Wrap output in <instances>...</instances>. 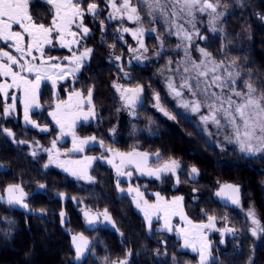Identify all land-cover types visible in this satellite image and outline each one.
Here are the masks:
<instances>
[{"label": "trees", "instance_id": "obj_1", "mask_svg": "<svg viewBox=\"0 0 264 264\" xmlns=\"http://www.w3.org/2000/svg\"><path fill=\"white\" fill-rule=\"evenodd\" d=\"M221 3L232 10L223 21L222 33L214 35L204 27L201 36L205 40L197 38L194 43L202 45L218 62L224 57L234 61L245 82L259 88L264 85V0ZM110 29L104 41L98 34L90 38L89 59L74 80L61 86V99L65 90L82 92L85 97L92 91L97 119L79 126L76 135L95 136V142L103 141L111 149L128 152L138 147L159 152L162 163L169 159L178 161L179 183L172 176L151 180L146 198L155 201L151 191L167 200L183 197V212L194 224H207L209 215L216 217L215 228L205 229L212 251L210 264H264V232L259 238L253 236L247 215L250 209L254 210L264 227V157H247L232 146L214 147L189 117L168 106L166 78L158 71L166 59L181 57L172 50L178 45L177 39L156 30L159 38L149 36V48H155L149 54L159 50V57L156 55L148 66H133L129 62L130 37L124 44ZM119 82L143 89L138 124H133L123 111L114 87ZM156 96L174 118H163L156 112ZM33 116L48 132L40 136L22 122L0 120V193L7 185L17 184L29 195L28 210L0 204V264H111L123 259L128 264L198 263L199 256L183 248L177 235L183 222L176 219L169 232L160 219L152 222L149 230L145 216L137 211L131 197L120 193L112 166L96 162L91 172L94 180L87 182L72 178L63 167L49 163L55 159L46 151L52 141L56 140L58 148L65 151H69L71 141L60 142V131L46 110ZM149 122L154 123L153 133L139 132ZM4 129L14 135L8 136ZM39 140L43 142L40 156L35 151ZM89 152L101 153V148L93 147ZM192 167L199 170L195 179L190 172ZM225 184L239 187L241 207H229L216 195ZM40 187L42 190H38ZM105 210L114 228L88 229L83 212L100 214ZM226 228L236 231L224 232ZM78 234L91 244L90 252L79 260L72 241ZM128 252L132 253L130 257L126 256Z\"/></svg>", "mask_w": 264, "mask_h": 264}, {"label": "snow or ice", "instance_id": "obj_2", "mask_svg": "<svg viewBox=\"0 0 264 264\" xmlns=\"http://www.w3.org/2000/svg\"><path fill=\"white\" fill-rule=\"evenodd\" d=\"M106 5L111 8L108 19L125 18L132 23L138 24L139 27L130 29L123 27L121 30L125 33H131L139 44L140 49L145 52L147 48L142 37L146 29L143 27L144 17L141 16L138 5H143L147 10L149 22H155V14L158 12L163 22L169 25L167 31L169 35H176L187 42L185 46V54L187 56V48L191 46L194 37L205 39L196 29L197 13L207 14L209 24L215 31V23L224 13L218 11L221 7L220 0H105ZM41 3L51 6V19L49 24L37 22L30 11V0H0V42H3L9 49H13L18 55H14L12 51L0 48V97H2L3 108L2 115L7 117L16 111L17 95L15 92H21L23 98V118L33 127L40 128V125L31 119V110L33 108H41L40 104V86L41 81H51L53 87L56 85L57 79L64 80L70 75H74L83 66V62L90 57L92 49L84 48L83 52L77 54L73 51V46H80V36H86L90 29L84 25L85 15H90L94 19H98L100 15V5L96 0L82 4V0H41ZM175 17L176 19H170ZM184 20L185 23L191 25V30L185 28L183 23L178 21ZM101 26L103 21L101 20ZM73 26L79 31H73ZM172 26L175 27V33L172 32ZM156 32V29H151ZM159 38V37H158ZM54 41H58L60 47L67 48L71 52V56H65L64 61H60L58 57L45 56V48L54 45ZM161 43L163 41L161 40ZM130 51H137L129 49ZM197 51L204 58L197 63L189 58V66L184 67V72L189 73L195 70L194 75L182 77L180 87L186 89L191 96L198 97L195 100H182V106L190 109L192 112L198 113L202 107L206 108L208 115H202L201 120L207 124L211 121L218 128L225 125L221 124V120L230 125L235 136V142L239 145L242 153L255 155L264 153V85L259 88L250 83L245 82L246 91H237L231 87L229 82L235 83L233 73L227 72V78L217 74L218 69L224 66V62H217L212 53L204 48H197ZM120 59V57H117ZM139 59V56L137 57ZM55 61V62H53ZM211 74V75H210ZM239 76V73H236ZM169 88L174 92L175 96L182 97L183 92L177 90L173 84L169 83ZM120 91L122 98L129 107L135 106L139 93L142 92L141 87L134 89H122L119 85H114ZM220 91L216 92L213 89ZM10 92L13 94L10 95ZM237 97L238 100H234ZM159 101V97H156ZM11 101V103H9ZM88 105L92 104V91L87 92ZM85 98L82 92H73L69 95L67 102L57 103L55 110L49 115L56 125L60 128L61 136H72V148L70 152H82L84 146L90 142L96 141L95 136L81 138L76 135V121L83 117L85 120L89 116H94V108L84 111ZM166 115L168 113H165ZM170 118H174L171 117ZM41 131H48L47 127L40 128ZM8 136L14 134L4 129ZM231 140V137H226ZM19 143H24L20 141ZM103 146V141H100ZM112 152V159L108 160L116 169L118 176L127 175L131 177L132 172H125L127 165H133L142 175L155 176L160 179L161 173H176L180 164L175 159H169L156 168L148 166L149 153L133 150L128 153L113 152L112 149H105ZM50 156L54 154L55 159H50L49 163H56L58 167H63L65 171L70 172L77 178L92 181L93 178L88 175L87 168L96 157H85L83 160H64L60 161L61 153L56 148V140L52 141V148L46 149ZM36 153L33 152V155ZM157 163H159L160 153L156 154ZM119 163H115L116 160ZM47 167V165H45ZM192 179L199 175L196 167L190 169ZM176 182L179 183L177 176ZM43 187V185H41ZM6 203L9 205H20L27 208L24 203L25 193L17 184L7 185L5 188ZM123 191V189H121ZM239 187L225 184L220 191L216 193L218 197L226 198L232 204L239 205ZM129 192H135L136 205L144 212L145 219L148 222L149 230L151 229L152 217L163 219L164 229L172 231L171 219L173 216L179 215L189 227L180 229V234L184 239V247L191 248L194 252H199L201 264H205L209 247L204 229L215 228V216H207V224H194L183 212V197L174 198L171 201L165 200L159 193H155L156 203L149 204L144 199L143 193L139 188L129 189ZM0 201H5V196L0 195ZM84 215L89 218V223H93L96 217L89 216L88 212ZM252 218V223L257 225L260 232H264V227L260 226V221L256 219L255 211L250 209L247 213ZM104 217L106 220L111 218L105 210ZM257 228L252 229V235H257ZM219 231V229H217ZM234 228H226L224 232H235ZM73 244L75 245L76 259L83 257L88 249V241L83 235L73 236ZM199 245V247L197 246ZM131 252L126 256L130 257ZM112 264H128L127 259L113 261Z\"/></svg>", "mask_w": 264, "mask_h": 264}, {"label": "rangeland", "instance_id": "obj_3", "mask_svg": "<svg viewBox=\"0 0 264 264\" xmlns=\"http://www.w3.org/2000/svg\"><path fill=\"white\" fill-rule=\"evenodd\" d=\"M221 1L222 0H220V3H221ZM237 1L244 2L245 0H237ZM218 11L223 12L224 15L219 20L216 21V23L214 25V27L216 29L215 31L212 30L213 26L209 24V17L207 16V14H200V13L196 14V16H197V19L195 21L196 29L200 32V34L202 33L201 31L203 30L204 27L207 28L211 33L214 32V35L222 33V31H223V26H222L223 25V21L225 20V18L228 16V14L232 10L228 6H226L223 3H221V7L218 9ZM155 17H156L155 18V22H149V20L145 19L146 21L149 22V36H152V37L153 36L154 37H156V36L158 37L159 36V35H156L157 34L156 32H152L151 31V29H153V28H155L156 30L159 29V30L164 31L170 39H177V41H179L178 45L172 46V50L175 51V52H179L181 54V57L180 58H176L175 60L172 59L171 57L166 59L164 61V66L161 67L159 69V71H158V73H160L164 78H166V81H165V85H166L165 94H166V97L169 99V100H167L168 106L173 108L176 112L182 113L186 117H189L199 127V129L202 131V133L206 135L209 143L211 145H213L214 147L219 148V147H221L223 145H227V146L234 147L241 154H243V155H245L247 157H254V158L264 157V153H257L255 155H249L247 153H242L239 150V145L235 142V136H234V133L232 131L231 126L230 125H226L225 121L221 120V124L225 125V126L219 127V128L215 124H213L211 121H209L207 124H205L201 120V116L202 115H208V111H207L206 108L202 107L200 112L195 113V112H192L190 109H186V108H184L182 106V100L183 101H188V100H195V99L198 98V97L191 96L190 93L186 89H182L180 87V85L182 83V77L183 76L194 75L195 74V70H193L192 72H189V73H185L184 72V67L185 66H189L190 67V64L188 63L189 58L191 60H195L197 63H199L200 61H202L204 59L201 56V54L199 53V51H197L198 47L199 48H203V47L200 44L196 45L194 43L195 40L198 38V37H194L193 41L191 42V46L187 48V56H186V54H185V46L187 45V42L184 41L182 38H178L174 34L173 35H169V33L167 31L169 25H167V24H165L163 22V19L161 18L160 14L158 12L155 14ZM170 19L175 20L176 18L175 17H170ZM178 22L179 23H183L185 28L191 30V25L185 23L184 20H180ZM125 26H129L128 28H130V29H135V28L139 27L138 24H135V23H132V22H131L130 25L124 24L121 27H125ZM175 31H176L175 27L172 26V32L175 33ZM127 35L130 37V40H131L129 48L131 47V49L137 50L139 44H138L137 40L135 38H133L131 33L122 34L119 37L120 38L122 37L124 44H128V39H126ZM147 37L148 36H146V34H144V36L142 37L144 42L146 41ZM204 40L205 39H203V41ZM150 50H154L155 51V48L154 49L149 48V53H150ZM138 52H141V51H138ZM143 53H145V51H143ZM146 53H147V51H146ZM156 55H158V57H159V55H160V51L159 50L153 55L149 54V62H152L155 59L154 57H156ZM88 59L89 58H87L86 60H88ZM85 61L83 62V65H84ZM63 62L65 64H67L66 61L63 60ZM223 62H224V66L222 68L218 69L217 74L222 75L223 77L227 78V72L231 71L233 73V76H234V79H235V83L234 84L229 82L231 87L234 88L237 91H246V89L244 88L245 80H244L243 74H242L241 70L239 69V67L237 66V64L234 61H232L231 59H229L228 57H224ZM78 72L79 71H77L74 75L68 76L64 80L57 79L56 85L53 88H58V91H59V89L62 86V84L67 83L71 79L74 80L75 79L74 77H76V74ZM236 73H239L238 77L236 76ZM170 82L173 84V86L177 90L183 92V96L182 97L175 96L174 92L168 86ZM42 85H44V84L42 83L41 86ZM115 85L121 86L122 89H130V86H128L127 84H121L120 85L119 83H116ZM213 90L216 91V92L220 91L217 88H214ZM115 91H116V94H117L121 104H122L123 111L128 115V118L131 119L133 124H138L137 111L144 103L143 94L141 92L139 93V96H138V98L136 100V103H135V106L133 108V107H129L126 104V101L122 98L120 91H118L116 87H115ZM73 92H77V91L65 90L66 94H65V97L63 99H61L63 94L61 92H59V94H58L56 99H53L50 102L47 101L46 105L44 106L45 108L47 107L46 112L48 114V118H50L51 122L53 123V125L57 129V131L58 130L60 131V128H59L58 125H56L55 121L52 120V117L49 115V113L55 110V105L57 103L67 102L69 95L72 94ZM84 98H85L84 111H88L89 108H94L93 103L91 105H88L87 102H86L87 97L84 96ZM233 99L234 100H238V98L234 97V96H233ZM238 102H239V100H238ZM154 106H155L156 112L159 113L161 117L167 118V119H172V118H170V116L171 117L173 116L172 111L170 112L166 108L165 103L160 101V99H159V101H157V99H156V103H155ZM33 109H35V108H33ZM94 112H95V115L94 116H89V118L87 120H85L83 117H81L80 119H78L76 121L75 132H76V129L79 126H81L83 124H87V123L93 122V121H95L97 119V113H96L95 108H94ZM165 113H168V114L166 115ZM30 115H31V119H33L34 116L32 117L31 113H30ZM8 117H10L12 119H15V112L12 113L11 115H9ZM23 120H24V118H23ZM33 120H35V119H33ZM35 121L40 125V123H39V121L37 119ZM22 123H23L24 126H27L29 128L32 127L31 124H28L25 121L22 122ZM41 126L42 125H40V128H43ZM152 127H154V123L153 122H149V126L145 127L144 129L140 130L139 132H146L148 134L153 133ZM33 128H34L33 130L38 131L40 133V136H42L41 134L48 132V131H41L40 128H38V127H33ZM59 136H60L59 140H60L61 143H63L64 140L71 141V145L69 147L71 149L72 148V136L71 135L61 136V134H59ZM226 137H231V140L226 139ZM38 143H40V145L35 147L36 148L35 151H36L37 155L40 156V154L42 153L40 147L43 145V142L39 140ZM93 147H100L101 148V153H90L89 150L91 148H93ZM51 148H52V145H51ZM56 148L61 153V155L59 156V160L60 161H64V160H83L85 157H96V159L93 160L91 162V165L87 168L88 175L91 176V177H92V174H91L92 168H93V166H94V164L96 162H102L103 164H106V165H108L110 167L111 166L113 167L112 164L108 163V160L113 158L112 157V152H107L105 150V149L110 148V147H106L104 145L101 146L100 143H97L95 141L86 144L84 146V150L82 152H70V151L61 150V149L58 148V142L57 141H56ZM112 150H113V152H122V153H128V152H131L133 150L140 151V152H147V153H149V157H150L149 158V162H148V166L149 167L156 168V167L160 166L161 164H163L160 161H159V163H157V158H156L155 153L149 152L147 150H142V149H140L138 147H135V148L131 149L128 152L127 151H122V150H117V149H112ZM115 163L118 164L119 160L117 159L115 161ZM113 168H114V172H115V175L117 176V180H118V183H119L118 187H119L120 193L130 196L132 201H133V203H134V205H135V207H136V209H137V211L140 212L142 215H144V212L141 210V208H138L137 205H136V194H135V192H131L130 193L129 189L130 188H132V189L139 188L140 192L143 193L144 199H146L149 204H154V203H156V196H155V201L154 202H151L145 196L146 192H149V190L147 191L148 186H149V181H151V180H161V179H163L164 177H167V176H172V177H174L176 179L177 176H178V173H179V171L181 169V167H179L176 170V173L174 175L172 173H161L160 179H157L155 176H149V175H146V174L142 175L139 171H137L135 169V167L133 165H127L125 167V169H124L125 172H127V171H131L132 172L131 177H129L127 175L118 176L117 173H116L115 167H113ZM68 173H69V175L72 178H77V176L72 175L70 172H68ZM78 179H81V178H78ZM81 180L87 181V182L89 181V180H86V179H81ZM92 181H89V182H92ZM121 189H123V191H121ZM38 190H42V188L40 187V188H38ZM24 193H25V191H24ZM151 193L154 195L155 193H158V192L151 191ZM152 194H150V195H152ZM4 196H5V201H3V202L6 203V193H4ZM28 197H29V195H27L25 193L24 203H26V204H27ZM172 199H174V198H171L168 201H171ZM165 200H167V199H165ZM239 201H240V195H239ZM6 205L9 206V208H18V209H21V210H28V208H24V207H22L20 205H9L8 203ZM236 206L241 207L240 203H239V205H236ZM182 207H183V201H182ZM255 215H256V219L260 221V219L258 217V214L256 212H255ZM99 216L101 218V226L102 227L114 228V224H113L112 220L111 219L110 220H106L105 217H104V213H100ZM248 218L250 219V222H251V231H252V229L257 228V225L252 223V218L251 217L248 216ZM176 219L181 220L179 215L173 216L172 219H171V225L172 226L175 225L174 223H175ZM159 220L160 219H158L156 216L152 217V222L159 221ZM181 221L183 222L184 225L179 226V229L177 231V235L181 238L182 246H183V248H185L184 247V239H183V236L180 234V229H187L189 226L183 220H181ZM260 226H261V221H260ZM176 227H178L177 224H176ZM204 234L207 237V233H206L205 229H204ZM260 234H261V232L257 228V235L255 237L259 238ZM74 236H79V234L78 235H74ZM207 242H208L209 247L207 249L208 255H207L205 264H210L211 259H212V251H211V248H210V243L208 241V238H207ZM197 246L199 247V245H197ZM73 247H75L74 244H73ZM90 248H91V244H90V241H88V249H87V251H85V253H84L82 258H84V256H86L90 252ZM185 249H188L191 252L197 254L199 256V261H198L197 264H201L199 252H194V251H192L191 248H185Z\"/></svg>", "mask_w": 264, "mask_h": 264}, {"label": "flooded vegetation", "instance_id": "obj_4", "mask_svg": "<svg viewBox=\"0 0 264 264\" xmlns=\"http://www.w3.org/2000/svg\"><path fill=\"white\" fill-rule=\"evenodd\" d=\"M92 2V0H82V4H86ZM96 2L100 5V15L98 19H94L90 15H85L84 17V25L90 29L89 33L86 36H80V46L76 47L73 46V51L77 52L78 54L83 52L84 48H89V40L91 37H94V35L98 34L101 38V41H104V35L108 32V30H112L113 34L118 38L120 42L123 41L122 37L120 38L119 36L122 34H129L123 32L121 29L124 24L130 25L131 21H128L126 18L124 20L120 19H114L110 20L108 19V14L111 12V8L106 5L105 0H96ZM135 3V0H134ZM140 8L141 16L144 17V24L143 26L146 28V36L147 39L144 42L146 48H147V53H143V49H140L138 46L137 51H131L130 59L129 62L133 66H140V67H145L149 65V22L146 21L145 19L149 20V17L147 16V10L143 7V5H138ZM30 11L31 14L33 15L34 19L37 20V22H42L45 25L49 24L50 19H51V6L45 5L41 3V0H30ZM101 20L103 21V26H101ZM129 27V26H125ZM73 31H79L78 29L73 26ZM128 38V35L126 36V39ZM203 41V39H201ZM0 48H4L5 50L12 51L14 55H18L15 53L13 49H9L6 45L3 44V42H0ZM141 51V52H138ZM71 52L67 48L60 47L58 44V41H54V45L51 47H46L45 48V56H54L58 57L60 61L64 60L65 56H71ZM139 56V59L137 57ZM87 61V60H86ZM85 61V62H86ZM55 62V61H53ZM85 64V63H84ZM82 68V67H81ZM3 77H0V82H3ZM57 82V81H56ZM44 84L40 86V104L41 108L39 109H32L31 114L39 116L42 111L46 110L47 107L45 108L44 106L46 105V101H52L53 99H56L59 92H61V87L58 91V88H53L51 81L49 80H43L41 81V84ZM121 85L122 82H119ZM131 89V88H130ZM62 93V92H61ZM13 93L10 92V95ZM15 95H17V105H16V111H15V119H12L10 117H4L2 115V108H3V102H2V97H0V120H3L4 118L7 120H13L17 122H24L23 120V105L21 103V100L23 98V95L21 92H15ZM56 96V97H55ZM11 103V101H9ZM3 118V119H2ZM31 129H34L33 126L30 127ZM37 145H40V143H37ZM0 169L2 167L0 166ZM5 191L0 193V195H4ZM220 200L224 201V199L220 198ZM228 203V202H227ZM226 203V204H227ZM0 204L7 206L5 202L0 201ZM229 207H233L230 204H227Z\"/></svg>", "mask_w": 264, "mask_h": 264}, {"label": "water", "instance_id": "obj_5", "mask_svg": "<svg viewBox=\"0 0 264 264\" xmlns=\"http://www.w3.org/2000/svg\"><path fill=\"white\" fill-rule=\"evenodd\" d=\"M223 199H224V202H229L230 205H234V204L231 203L230 200H228V199H226V198H223ZM86 212H88V211H86ZM84 213H85V212H84ZM84 213H83V216H84V218L86 219V226H87L88 229H90V230H94V229H96V228H98V227L100 226V218H99V216H98L97 214H93V213H91V212H88V213H89V216L96 217V219L94 220V222L90 224V223H89V218L86 217V216L84 215ZM222 242H224V239H223Z\"/></svg>", "mask_w": 264, "mask_h": 264}, {"label": "bare ground", "instance_id": "obj_6", "mask_svg": "<svg viewBox=\"0 0 264 264\" xmlns=\"http://www.w3.org/2000/svg\"><path fill=\"white\" fill-rule=\"evenodd\" d=\"M201 32H202V31H201ZM130 88H131V89H134V87H131V86H130ZM226 203H227V202H226Z\"/></svg>", "mask_w": 264, "mask_h": 264}]
</instances>
